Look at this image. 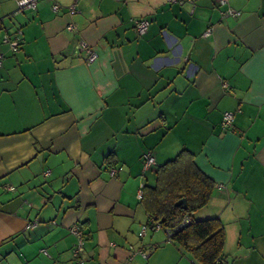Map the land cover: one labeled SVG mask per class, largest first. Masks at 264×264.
<instances>
[{
	"label": "crops",
	"instance_id": "crops-1",
	"mask_svg": "<svg viewBox=\"0 0 264 264\" xmlns=\"http://www.w3.org/2000/svg\"><path fill=\"white\" fill-rule=\"evenodd\" d=\"M54 1L0 0V264H78L75 225L84 264H201L163 229L140 236L138 189L184 153L214 183L193 217L223 222L218 264H264V0Z\"/></svg>",
	"mask_w": 264,
	"mask_h": 264
},
{
	"label": "trees",
	"instance_id": "trees-1",
	"mask_svg": "<svg viewBox=\"0 0 264 264\" xmlns=\"http://www.w3.org/2000/svg\"><path fill=\"white\" fill-rule=\"evenodd\" d=\"M184 154L159 166L156 184L148 186L144 183L141 201L149 217L161 223L164 230L167 222L190 214L191 222L175 230L169 240L187 250L201 264H218L226 240L223 222L217 217H193L194 212L210 201L214 183L196 166L191 153ZM181 198H186L187 209L176 205Z\"/></svg>",
	"mask_w": 264,
	"mask_h": 264
},
{
	"label": "built area",
	"instance_id": "built-area-1",
	"mask_svg": "<svg viewBox=\"0 0 264 264\" xmlns=\"http://www.w3.org/2000/svg\"><path fill=\"white\" fill-rule=\"evenodd\" d=\"M52 1H54V0H52ZM169 1L170 2H178L179 0H169ZM38 2H39V0H18V9L16 10L15 14L21 13V12L28 10V9H32V10L37 9ZM228 2H229V0H218V3L220 5H227ZM52 9L55 11H58L60 9V4L56 1H54L52 4ZM69 11L71 13H76V6L75 5L70 6ZM223 14L228 15V16L229 15L237 16L240 14V12H238L237 10L228 6L227 9L225 11H223ZM149 24H150V21L147 19H141V20L136 21V30L138 31V34L143 35L147 31ZM69 29H73V27L69 26ZM209 33H210V30L206 31V35H208ZM4 42L9 43L14 52L18 50L19 42H20L19 40H17V39L11 40L8 36H6V37H4ZM77 51L80 54H82V52H85L83 58L87 62H92L97 58V53L84 40L79 42V44L77 46ZM2 59H3V55L0 54V66L2 64ZM223 87L225 89H228V83L225 82L223 84ZM234 121H235V113L232 111H225L222 125L225 128H231L234 124ZM155 163H156L155 157L150 151L145 152L143 154V169H144V171L150 169L153 165H155ZM116 172H117L116 168H112L110 170V173L112 175H114ZM143 187H144V183L141 184L140 188L137 191V198L140 200L143 197ZM221 187H223V186L221 185L219 188H221ZM8 189L13 190L14 187L10 186V187H8ZM191 220H192L191 215L186 214L181 219H174V220H171L170 222H167V224L165 225L166 230H164L163 225H161V223L155 221L154 218H152V217H148L147 223L145 225H143V227H142V230L140 232V236L141 237L144 236L146 231L151 228L150 225H152L153 230L163 229L167 233L168 238H170L173 235V233L175 232V230H177V229H179L185 225H188L191 222ZM150 223H152V224H150ZM36 224H37V221L28 224L27 227L28 228L34 227ZM72 232L77 236V243L75 244V247L73 249L74 255L76 256L78 264H84V261L81 258V254L84 251V243H85V235H84L83 229L79 225H75L72 228ZM43 252L47 253L46 250H43ZM141 254L144 258L147 257V253L145 251H142Z\"/></svg>",
	"mask_w": 264,
	"mask_h": 264
},
{
	"label": "water",
	"instance_id": "water-1",
	"mask_svg": "<svg viewBox=\"0 0 264 264\" xmlns=\"http://www.w3.org/2000/svg\"><path fill=\"white\" fill-rule=\"evenodd\" d=\"M176 205L182 206L184 209H187L186 198H181L179 201H177Z\"/></svg>",
	"mask_w": 264,
	"mask_h": 264
},
{
	"label": "rangeland",
	"instance_id": "rangeland-1",
	"mask_svg": "<svg viewBox=\"0 0 264 264\" xmlns=\"http://www.w3.org/2000/svg\"><path fill=\"white\" fill-rule=\"evenodd\" d=\"M224 114H225V112L223 113V116H222L221 125H222V122H223V119H224ZM223 128H225V127L223 126ZM225 129H231V128H225ZM148 232H150V230H148Z\"/></svg>",
	"mask_w": 264,
	"mask_h": 264
}]
</instances>
